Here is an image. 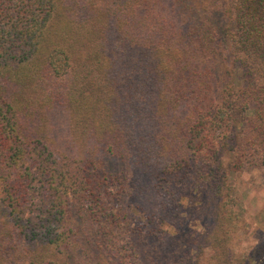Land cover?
Returning <instances> with one entry per match:
<instances>
[{
    "label": "trees",
    "instance_id": "trees-1",
    "mask_svg": "<svg viewBox=\"0 0 264 264\" xmlns=\"http://www.w3.org/2000/svg\"><path fill=\"white\" fill-rule=\"evenodd\" d=\"M252 170L264 0H0V264H264Z\"/></svg>",
    "mask_w": 264,
    "mask_h": 264
},
{
    "label": "rangeland",
    "instance_id": "rangeland-1",
    "mask_svg": "<svg viewBox=\"0 0 264 264\" xmlns=\"http://www.w3.org/2000/svg\"><path fill=\"white\" fill-rule=\"evenodd\" d=\"M61 127V122L55 126L54 144L61 149V153L70 155L69 150L63 146ZM227 162L228 159L223 158V163ZM232 184L234 197L238 202L235 211L240 218V230L234 238L233 250L240 256L247 249L259 246L264 248V177L256 170L246 171L240 176H235ZM89 228L90 230L88 227L82 228V233L93 239L96 234ZM205 251L206 254L210 253L207 249Z\"/></svg>",
    "mask_w": 264,
    "mask_h": 264
}]
</instances>
